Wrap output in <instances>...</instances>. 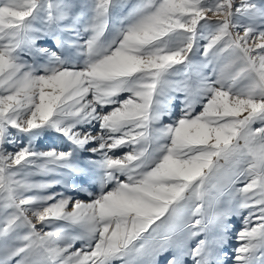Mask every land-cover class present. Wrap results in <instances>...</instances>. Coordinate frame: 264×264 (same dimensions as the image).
Masks as SVG:
<instances>
[{
  "label": "snow or ice",
  "instance_id": "6c2138e0",
  "mask_svg": "<svg viewBox=\"0 0 264 264\" xmlns=\"http://www.w3.org/2000/svg\"><path fill=\"white\" fill-rule=\"evenodd\" d=\"M0 264H264V0H0Z\"/></svg>",
  "mask_w": 264,
  "mask_h": 264
},
{
  "label": "rangeland",
  "instance_id": "374dc122",
  "mask_svg": "<svg viewBox=\"0 0 264 264\" xmlns=\"http://www.w3.org/2000/svg\"><path fill=\"white\" fill-rule=\"evenodd\" d=\"M39 147L42 149L56 147V148H65L67 145L61 140L57 139L55 136L44 137L39 142ZM80 199H86L84 195L78 197Z\"/></svg>",
  "mask_w": 264,
  "mask_h": 264
}]
</instances>
